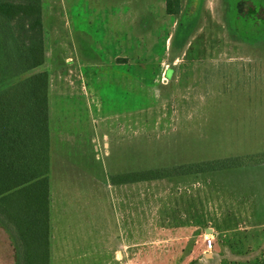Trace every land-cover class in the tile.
Segmentation results:
<instances>
[{"label": "rangeland", "instance_id": "obj_1", "mask_svg": "<svg viewBox=\"0 0 264 264\" xmlns=\"http://www.w3.org/2000/svg\"><path fill=\"white\" fill-rule=\"evenodd\" d=\"M41 12L49 264H264V0H180L175 16L165 0H41ZM11 38L0 20V90L33 73ZM229 158L236 167L111 183ZM60 164L92 184L71 187L95 211L91 236ZM12 238L0 225V264L15 262Z\"/></svg>", "mask_w": 264, "mask_h": 264}, {"label": "trees", "instance_id": "obj_2", "mask_svg": "<svg viewBox=\"0 0 264 264\" xmlns=\"http://www.w3.org/2000/svg\"><path fill=\"white\" fill-rule=\"evenodd\" d=\"M165 11L178 15L180 0H165ZM0 20L12 36L13 60H18L23 73L33 71L0 90V225L13 234L14 264H49L48 75L37 70L44 61L41 0H0ZM236 164V158H229L190 165L187 170L127 173L112 177L111 183L157 180Z\"/></svg>", "mask_w": 264, "mask_h": 264}, {"label": "crops", "instance_id": "obj_3", "mask_svg": "<svg viewBox=\"0 0 264 264\" xmlns=\"http://www.w3.org/2000/svg\"><path fill=\"white\" fill-rule=\"evenodd\" d=\"M60 168H61L62 174H60V177H59L60 180L59 181L63 182V184L66 185L67 193H68L66 198H68V202L70 201V204H71L70 208H71V216L73 218V222L75 220H77L82 225V227H87V228H83V229L84 230L87 229L88 230V236H91V231H90L91 230V223H92V220L95 219V217H94L95 211L93 212V210H89V211L83 210L81 207H79L77 205V202L79 201L78 198L81 196V193L76 194V192H74V189L71 187H72L73 183L75 182V180L81 179V175L84 176L83 177L84 180H88L87 184H89V188L92 184H91L89 178L87 179L86 175H83V174L79 175L77 169L72 170V172L69 171L70 173L66 174L65 172L68 170H71V169H68L63 164H60ZM76 172H77V176L75 177L74 173H76ZM48 183H49V179H48ZM90 194H91V192H90ZM120 232L122 233L121 230H120ZM83 233L85 235L86 231H83ZM126 234H127V232L125 234L122 233V235H126Z\"/></svg>", "mask_w": 264, "mask_h": 264}, {"label": "built area", "instance_id": "obj_4", "mask_svg": "<svg viewBox=\"0 0 264 264\" xmlns=\"http://www.w3.org/2000/svg\"><path fill=\"white\" fill-rule=\"evenodd\" d=\"M211 237H212L211 235L205 236V241H206L205 247L207 250H210L212 247Z\"/></svg>", "mask_w": 264, "mask_h": 264}]
</instances>
